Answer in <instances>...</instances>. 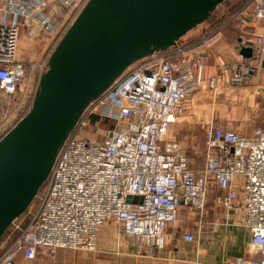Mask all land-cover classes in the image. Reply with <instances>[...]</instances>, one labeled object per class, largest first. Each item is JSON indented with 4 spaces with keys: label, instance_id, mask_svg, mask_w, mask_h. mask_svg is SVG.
<instances>
[{
    "label": "built area",
    "instance_id": "obj_1",
    "mask_svg": "<svg viewBox=\"0 0 264 264\" xmlns=\"http://www.w3.org/2000/svg\"><path fill=\"white\" fill-rule=\"evenodd\" d=\"M87 1L0 0V90L14 103L0 120V140L30 110L50 54ZM249 10L264 29V0H247L212 34L140 59L87 104L59 147L43 188L1 237L0 264H23L38 250L96 251L97 233L106 222L117 223L143 252L163 248L181 206L202 214L214 188L219 190L214 202L225 216L238 215L235 223L255 247L256 255L234 264H264V126L246 132L201 118V168L192 166L181 142L169 135L179 117L190 115L215 35ZM23 30L43 46L40 57L30 48L32 54L19 56ZM248 36L240 40H255L251 58L260 63L264 35ZM246 45L240 41L239 47ZM218 69L208 83L215 89L227 77V89L246 82L253 64L219 60ZM92 116L114 121L100 139L81 133ZM129 196L142 200L127 202ZM183 239L192 241L194 234L188 231Z\"/></svg>",
    "mask_w": 264,
    "mask_h": 264
},
{
    "label": "water",
    "instance_id": "obj_2",
    "mask_svg": "<svg viewBox=\"0 0 264 264\" xmlns=\"http://www.w3.org/2000/svg\"><path fill=\"white\" fill-rule=\"evenodd\" d=\"M224 1L86 2L50 54L30 110L0 140V239L45 182L87 104L133 63L174 46ZM239 54L250 59L252 47L241 46Z\"/></svg>",
    "mask_w": 264,
    "mask_h": 264
},
{
    "label": "crops",
    "instance_id": "obj_3",
    "mask_svg": "<svg viewBox=\"0 0 264 264\" xmlns=\"http://www.w3.org/2000/svg\"><path fill=\"white\" fill-rule=\"evenodd\" d=\"M237 5L239 4L229 5V7L224 5V10H221L219 16L217 15L218 19L234 13L240 8ZM238 22H241L242 27L238 26ZM205 28L201 30V33ZM241 30L248 35H264L263 27L260 23L253 21L250 10L242 11L230 23L226 24L212 40L203 72L204 81L198 88L193 101L199 100L200 107L213 112L210 117H214L227 127L245 126V120L240 117L246 110L254 111V117L249 119L256 124L254 127L264 126V54H262L260 63L255 58H250L253 71L249 79L242 85L230 86L226 89L227 77L219 79L215 89L208 83L209 78L219 72V60L230 62L245 59L239 54L240 41H245L246 46H251L255 40H240L238 33ZM200 34L191 36L181 45L195 39ZM26 41L28 47L31 45L29 48L33 51V39L27 38ZM257 46H261L260 43ZM26 52L27 55H30L34 51L26 50L21 54ZM192 107L194 109V103ZM185 117H179L177 122L171 125L170 136L177 137V128L182 125L181 121ZM250 131L251 129L246 132ZM177 138L180 140L179 137ZM218 193L219 190L212 189L206 209L202 214L190 211L187 206H181L178 220L167 227V240L163 248L143 252L141 247L133 245L131 240L121 234L117 223L106 222L97 233L96 251L58 248L49 254L44 250H38L34 259L21 260V263L234 264L237 260H244L256 255L255 247L250 243L249 233L235 223L238 215L229 211L225 216L223 208L214 202ZM188 231L194 234V240L185 241L183 239V234Z\"/></svg>",
    "mask_w": 264,
    "mask_h": 264
},
{
    "label": "rangeland",
    "instance_id": "obj_4",
    "mask_svg": "<svg viewBox=\"0 0 264 264\" xmlns=\"http://www.w3.org/2000/svg\"><path fill=\"white\" fill-rule=\"evenodd\" d=\"M247 2V0H225L222 4L218 5V7L215 10L214 15H220L221 10H224V5L229 7V5L239 4L237 7H241ZM208 23H201L197 25L195 28L191 29L189 32H187L182 38H180L174 46L181 45L185 40L190 38L191 36L195 34H200L201 30L206 27L207 28ZM238 36L241 37H247L248 35L246 32H243L242 30L239 31ZM28 38V34L25 30L20 32L19 36V45H18V54L19 56H25V54H21V52L26 51L31 47V45L28 47L26 39ZM172 46V47H174ZM35 57H40L41 48H43L42 45H36L34 43L33 45ZM194 109H191L190 115H187L184 119H182V125L178 127V131L176 132L177 137L180 138V140L176 137L177 140L181 142L182 147L186 151V154L190 157V160L193 162V165H196L197 167L202 166L203 164V150H204V128L202 126L203 122H201V118H204L206 120L207 118H210L211 114L213 112H209L208 109L202 108L199 106V100L194 101ZM201 105V104H200ZM14 103L12 97L8 96L7 94L3 93L0 90V120L3 117V115L7 114L11 111L13 108ZM244 111V113L241 114L240 119L245 120L246 123L245 126L241 127L239 126L241 130H250L255 123H253L250 118H253L254 111ZM253 120V119H252ZM114 125L113 120H104L99 122L97 119V116H92L89 119V125L82 130V134L86 136L87 138H94V139H100L101 133H103V129L110 128ZM176 130V127H175ZM43 188L40 187V190ZM39 190V191H40ZM35 200V198L33 199ZM32 200V202H33ZM31 202V203H32ZM30 203V205H31ZM35 203V202H34Z\"/></svg>",
    "mask_w": 264,
    "mask_h": 264
},
{
    "label": "trees",
    "instance_id": "obj_5",
    "mask_svg": "<svg viewBox=\"0 0 264 264\" xmlns=\"http://www.w3.org/2000/svg\"><path fill=\"white\" fill-rule=\"evenodd\" d=\"M223 3V2H222ZM221 3V4H222ZM218 7V6H217ZM216 7V8H217ZM216 8L210 13V15L208 16V18L204 21V23H208L207 28L204 29V31L195 39L190 40L188 43H185L184 46H189L192 44H195L197 42H199L200 39H202L203 37L212 34L213 32H215L226 20L227 15L222 16L221 18L218 19V16L214 15ZM225 25H223L221 27V29L224 27ZM220 29V30H221ZM204 151V150H203ZM190 158V157H189ZM203 162H204V152H203ZM192 166L194 168H197L196 165H193V162L191 161ZM200 167V166H199Z\"/></svg>",
    "mask_w": 264,
    "mask_h": 264
}]
</instances>
